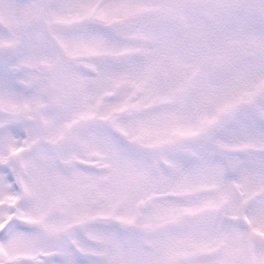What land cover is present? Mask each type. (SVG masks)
<instances>
[{
  "label": "snow or ice",
  "instance_id": "snow-or-ice-1",
  "mask_svg": "<svg viewBox=\"0 0 264 264\" xmlns=\"http://www.w3.org/2000/svg\"><path fill=\"white\" fill-rule=\"evenodd\" d=\"M0 264H264V0H0Z\"/></svg>",
  "mask_w": 264,
  "mask_h": 264
}]
</instances>
